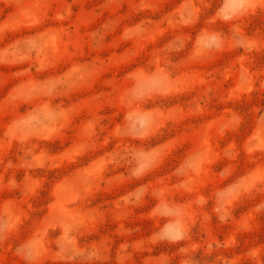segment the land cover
Masks as SVG:
<instances>
[{
  "label": "clouds",
  "instance_id": "obj_1",
  "mask_svg": "<svg viewBox=\"0 0 264 264\" xmlns=\"http://www.w3.org/2000/svg\"><path fill=\"white\" fill-rule=\"evenodd\" d=\"M7 2L11 5L14 0ZM15 2L21 7L14 20L32 30L0 47V65H25L17 70V75L24 79L13 90V115L0 134V147L8 150L18 144L20 152L15 162L0 160L4 166V172L0 173V190L18 192L26 202L40 195L45 185L44 180L33 173L57 169L59 158L68 148L50 154L41 147V143L59 140L74 111L76 101L66 103L61 97H69L85 87L104 60L100 57L79 60L62 70L52 71L57 68L60 43L72 34V5L65 4L56 12V24H47L42 13L44 0L27 6L22 0ZM113 5L120 7V0H106L101 8L105 11ZM211 7L210 0H180V4L162 18L144 17L123 26L120 33L123 40H140L154 34L163 37L168 31L175 35L159 45L148 62L133 64L123 74L128 81L118 95L123 114L109 128L106 139H102L104 129L108 127L106 114H96L83 122L85 139L75 145L76 155L69 161L66 174L51 186L49 212L41 228L15 248L14 255L24 264H39L48 251L50 231H58L51 243L56 247L55 257L64 264H76L77 261L79 264H110L113 259L115 264H133L134 256L140 253H149L143 264H264L262 243H254L243 253L226 255L240 246L242 234L255 231L257 218L264 215V107H252L249 118L248 112L227 106L264 92V79H260L264 72L252 67L255 55L264 52V35L259 32L248 35L245 31V21L264 12V0H220L219 7L208 15L207 26L200 28L194 38L184 31L197 25L205 10ZM145 11H155V6L150 0H138L133 12L138 15ZM120 24V18L116 17L91 32V47L102 48L106 35ZM217 24L228 27L226 30L212 27ZM189 44L187 55L179 62L175 61L174 54L184 52ZM237 50L240 54L234 58L238 62L236 66L218 67L219 70H209L201 77L199 95H186L179 90L178 69L185 60L207 62L226 51ZM224 71L232 74L233 87L239 90L230 100L221 96L214 84ZM34 72L50 74L36 76L32 74ZM21 88V92L16 91ZM176 97L180 98L179 102L164 103ZM217 101L225 105L220 110L212 107ZM17 105L28 107L17 111ZM212 111L221 114L215 129L217 136L228 142L223 146L214 145L209 120H191L186 127L190 124L204 129L200 145L183 154L167 174L171 183L158 180L154 184L147 179L163 167L170 154L167 146L175 140V137L168 136L159 143H150L168 129L169 122H162L164 117L185 112L201 117ZM245 129L249 130L246 138L241 135ZM242 141L253 151L248 153L245 148L242 153L238 147ZM102 142L104 151L85 159L89 150ZM245 153L251 166L241 170L238 165ZM97 160L103 162L98 173L92 170ZM219 163L223 166L213 171ZM9 170H13L12 174L5 180V173ZM18 170L24 173L20 180L17 179ZM208 173L219 176L224 183L210 192L197 191L201 178ZM125 183L134 186L114 199L110 209L98 206L101 201L97 197L101 191ZM61 190L75 194L67 210L54 207L55 194ZM180 192L195 195L187 200L177 199L173 193ZM148 199L154 201L146 211L154 230L146 237L129 240L127 237L139 228L128 227L127 222L137 209L144 208ZM249 201L254 203L237 218L234 215L237 207ZM109 215L116 225L115 234L122 238L118 247L114 248L110 237L81 246L84 233L104 223ZM22 216L17 200L0 201V246L17 232ZM213 218L217 224L234 225L233 231L219 239L212 232ZM197 225L207 237L202 242L193 241ZM161 244L178 246L175 256L151 255Z\"/></svg>",
  "mask_w": 264,
  "mask_h": 264
},
{
  "label": "rangeland",
  "instance_id": "obj_2",
  "mask_svg": "<svg viewBox=\"0 0 264 264\" xmlns=\"http://www.w3.org/2000/svg\"><path fill=\"white\" fill-rule=\"evenodd\" d=\"M106 0H44L42 7V13L46 16L47 24H56L55 14L65 4H71L73 9V16L70 21L71 36L65 38L59 45L60 51L56 56L57 68L52 69L62 70L72 64L73 62L84 60L89 61L94 58L100 57L104 60L99 64L96 72L94 73L91 81L85 86L73 93L69 97H61L66 103L76 101L74 111L69 117L64 134L59 140L51 143H41L42 148H46L50 154H56L64 150L68 146L63 155L59 158L58 164L60 166L52 171L37 170L33 175L40 176L45 185L43 186L41 194H37L35 197L28 201H23L18 192H8L0 190V201L5 199H15L18 202V207L23 213L21 224L17 232L7 240L3 246H0V264H24V261L20 260L14 255L15 248L22 243L26 238L31 236L33 232L39 230L42 223L49 212L47 207L51 197L49 192L51 186L64 174L68 169L69 161H71L75 155V145L80 143L85 137L82 135V124L90 117L102 113L106 114V122L108 127L104 129V137H108L109 128H111L123 114V109L119 105V91L125 88L128 81L124 78V73L133 64H145L148 62L153 54V51L161 44L165 43L168 39L175 35L174 32L168 31L163 37L159 34H154L140 40H123L121 39V30L124 25H129L134 22H138L144 17L162 18L169 11L180 4V0H150L155 6V11H145L138 15L133 12L134 5L138 0H120V7L115 5L109 7L105 11L101 6L104 5ZM31 3H37L38 0H22V4L27 6ZM212 7L205 10L201 16V20L197 25L191 28L184 29L186 33L195 36V33L206 25L208 15L214 13L215 9L219 7L220 0H210ZM20 4L14 2L9 5L7 0H0V47H4L6 43L12 40L14 37L21 35L24 32L31 31L32 29L25 26H20L19 22L14 20L15 15L20 11ZM102 12V15L97 13ZM119 17L121 20L120 27L115 31L106 35L103 47L100 49H93L91 47L90 33L99 29L100 26L109 19ZM215 28H223L226 30L227 25H213ZM245 31L248 35H253L257 32L264 35V12L258 13L256 16L250 17L245 21ZM55 44V38H53ZM191 45H188L182 53L174 54L173 59L179 62L180 59L187 55ZM240 54V50L235 52L226 51L221 55H217L212 60L207 62H198L196 60H185L179 67V90L186 95H199L201 92V77L209 70H219L218 67L227 69L237 65L235 56ZM25 67V65L9 64L0 65V134L5 129L8 120L13 115V90L16 85L20 84V81L24 79L23 76L17 75V70ZM255 70L264 72V52L255 55L254 64L252 66ZM36 76H47L50 73L34 72ZM264 79V75L260 77ZM217 91L221 96H227L229 100L234 94H238L239 90L233 87L234 77L229 71H224V75L219 81L214 82ZM17 92H21V89H17ZM180 98L176 97L173 100L165 101L164 103L179 102ZM225 105L214 102L212 107L220 110ZM233 107L236 110L247 113L250 118V109L252 107L261 106L264 107V92L253 94L250 100H242L236 104L227 105ZM28 105H17V111L21 108H27ZM221 114L218 111H212L205 113L201 117H193L187 112L182 115L168 114L164 117L162 122H169L168 129L160 137L154 138L150 143H159L166 139L168 136L175 137L172 144L167 146V150L170 153L167 159L164 161L162 168L157 169L152 177L147 179L151 180L154 184L158 180H162L164 183H171L168 175L172 168L182 159L183 154L195 149L201 143V136L204 134V129L199 125L193 127L192 125H186L191 120H209L210 137L214 145L226 144L228 141L220 138L216 134V127H218L217 119ZM193 123H198L193 121ZM248 129L241 134L243 137L248 136ZM2 139V135H0ZM6 143V142H5ZM242 153L247 145L243 141L238 145ZM104 143H100L95 148L89 150L87 158H92L98 155L99 152L104 151ZM219 151V147H217ZM252 148H247V152H252ZM20 152V145L13 144L10 149L6 150L0 147V160L7 161L9 159L16 161ZM224 163V161H221ZM222 163L214 166L213 171H218L223 166ZM74 167V165H71ZM241 170H245L251 166L248 155L245 153L243 159L239 161ZM103 167L102 161H94L92 170L99 172ZM13 170H9L5 173V180L8 175L12 174ZM4 172V166L0 163V173ZM24 173L23 170L17 171V179H22ZM174 179V178H173ZM224 183L219 176L214 173L205 174L201 178V183L197 186V191H212ZM133 184H120L114 185L111 188H106L99 193L97 199L101 201L98 205L102 208H111V202L116 199L121 193L130 190ZM56 195L55 208L67 210L69 204L75 199V194L68 191H59ZM177 199H190L194 197L195 193L189 195L188 193H173ZM254 201L245 202L239 205L234 213L237 218L246 212L248 208L252 206ZM154 204V201L148 199L144 208L137 209L132 217L129 218L127 226L131 228H139V231L134 232L131 237H127L129 240L139 239L146 237L154 230L153 221L146 216L148 211ZM257 228L252 233L242 234L239 237L240 246L226 255H231L232 252L243 253L249 246L254 243L264 244V215L257 218ZM115 223L109 215L106 221L102 224L95 226L93 229L84 233L81 237V246H86L92 241L102 240L105 237H110L114 242V248L118 247L122 242V238L115 234ZM212 232L219 239H223L233 231L234 225H220L217 224L215 218H213V225L211 226ZM58 235L57 232H49V246L48 251L39 261V264H64L63 261L58 260L55 257L56 247L54 243H51L52 237ZM206 234L197 225L193 233V241L202 242V239H206ZM178 246H171L166 244L158 245L154 248L151 255L157 256L160 254L175 256V251ZM114 248L112 255L114 256ZM149 253H140L134 256L133 264H143L144 258ZM76 264H79L77 261ZM110 264H115L113 259ZM175 264V262H174Z\"/></svg>",
  "mask_w": 264,
  "mask_h": 264
}]
</instances>
